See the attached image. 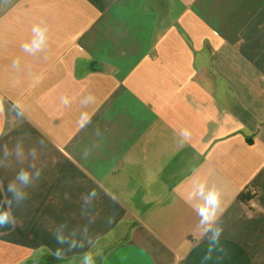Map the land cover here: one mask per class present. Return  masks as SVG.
<instances>
[{
  "label": "crops",
  "instance_id": "0c3cea01",
  "mask_svg": "<svg viewBox=\"0 0 264 264\" xmlns=\"http://www.w3.org/2000/svg\"><path fill=\"white\" fill-rule=\"evenodd\" d=\"M0 189V264H264V0H0Z\"/></svg>",
  "mask_w": 264,
  "mask_h": 264
},
{
  "label": "clouds",
  "instance_id": "9594fccd",
  "mask_svg": "<svg viewBox=\"0 0 264 264\" xmlns=\"http://www.w3.org/2000/svg\"><path fill=\"white\" fill-rule=\"evenodd\" d=\"M37 175H39V173H37ZM18 178L26 181L28 178V174L26 172L21 171V173L18 174ZM9 190H11V188ZM218 203H219L218 194L216 192L210 193L209 196L207 197L206 206L200 209L201 214L204 215L205 218H207V213L209 212L208 206L210 205L214 209L218 205ZM8 220H9V217L7 213L0 214V228L5 227ZM217 235H218V232H217ZM86 255H90V254H86Z\"/></svg>",
  "mask_w": 264,
  "mask_h": 264
},
{
  "label": "built area",
  "instance_id": "2783aa9c",
  "mask_svg": "<svg viewBox=\"0 0 264 264\" xmlns=\"http://www.w3.org/2000/svg\"><path fill=\"white\" fill-rule=\"evenodd\" d=\"M258 194V190L256 187L252 185H248L242 192L243 202L248 209L256 208L255 198Z\"/></svg>",
  "mask_w": 264,
  "mask_h": 264
},
{
  "label": "trees",
  "instance_id": "16d2710c",
  "mask_svg": "<svg viewBox=\"0 0 264 264\" xmlns=\"http://www.w3.org/2000/svg\"><path fill=\"white\" fill-rule=\"evenodd\" d=\"M240 199L243 200L242 194L240 195ZM4 213L8 214L9 220H8L5 227L0 228V234L8 232L12 229V221H11V218H10L8 208L6 206L2 191L0 189V214H4Z\"/></svg>",
  "mask_w": 264,
  "mask_h": 264
}]
</instances>
